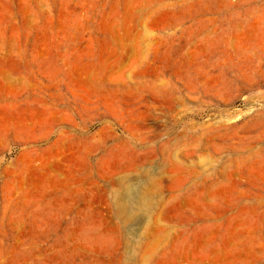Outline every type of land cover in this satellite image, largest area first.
I'll return each mask as SVG.
<instances>
[{
	"label": "rangeland",
	"instance_id": "rangeland-1",
	"mask_svg": "<svg viewBox=\"0 0 264 264\" xmlns=\"http://www.w3.org/2000/svg\"><path fill=\"white\" fill-rule=\"evenodd\" d=\"M0 264H264V0H0Z\"/></svg>",
	"mask_w": 264,
	"mask_h": 264
},
{
	"label": "bare ground",
	"instance_id": "bare-ground-1",
	"mask_svg": "<svg viewBox=\"0 0 264 264\" xmlns=\"http://www.w3.org/2000/svg\"><path fill=\"white\" fill-rule=\"evenodd\" d=\"M123 193V192H122ZM121 194V193H120ZM120 194L118 196H120ZM122 196V195H121ZM141 204L143 205L144 203L147 202V199L145 198V196H143V198L141 197Z\"/></svg>",
	"mask_w": 264,
	"mask_h": 264
}]
</instances>
